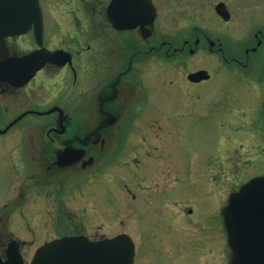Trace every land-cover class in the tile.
Returning <instances> with one entry per match:
<instances>
[{
	"label": "flooded vegetation",
	"instance_id": "1",
	"mask_svg": "<svg viewBox=\"0 0 264 264\" xmlns=\"http://www.w3.org/2000/svg\"><path fill=\"white\" fill-rule=\"evenodd\" d=\"M4 24L20 30L0 36V77L26 75L32 62L21 60L35 52L59 56L21 86L0 78V258L7 259L12 243L24 253L65 236L103 240L127 234L135 264H161L148 252L156 246L171 258L164 264H185L171 249L183 245L192 224L188 215L197 214L186 208L177 146L161 143L175 141L179 132L158 123L155 98H172L165 116L174 128L200 115L209 101L198 87L217 77L194 64V57L238 65L254 96L249 103L261 104L248 138L264 142V56L258 68L252 60L264 55V0H0ZM154 62L180 65L182 81L165 80L154 90L148 83ZM201 70L208 79L190 80ZM55 108L33 115L43 124L13 130L24 113ZM146 114L156 131H143ZM226 116L234 122V112ZM129 148L124 167L131 182H105L102 173L122 164Z\"/></svg>",
	"mask_w": 264,
	"mask_h": 264
},
{
	"label": "rangeland",
	"instance_id": "2",
	"mask_svg": "<svg viewBox=\"0 0 264 264\" xmlns=\"http://www.w3.org/2000/svg\"><path fill=\"white\" fill-rule=\"evenodd\" d=\"M252 2L260 4V0H252ZM242 56L237 55L241 58ZM263 56L252 55L254 68L261 66L260 62ZM192 61L217 76L198 87L206 102L209 101L201 108L200 115L194 119H184L172 128L168 116H165L167 106L171 103L172 98H165L162 94L155 98L160 106L158 108L160 115L158 123L161 122L164 130L169 133L179 132L175 141L165 140L161 143L174 142L177 146L174 153L183 170L182 175L187 187L186 208L193 209L197 214L193 217L188 215L192 218V224L186 228L185 241L183 245L171 249V251L175 257L186 261L185 264L198 263L199 260V264H212V262L228 264L229 249L221 210L232 192L255 176L264 175V142L263 140H252L248 138L250 136L247 134L251 129V124H257L256 115L261 104L259 101L254 103L255 105L249 103L252 102L254 96L251 95L250 87L245 82L244 71L239 68L240 66L224 64L219 58L207 55H198ZM261 67H264V62ZM182 74L183 69L180 65L162 63L160 66L154 62V68L149 71L148 83L155 90L164 85L165 80L168 83L171 80L180 83ZM228 111L234 112V122L227 118L226 112ZM246 114L251 116L245 117ZM252 115H255L253 120L251 119ZM144 117L146 124L143 131H156L152 119L147 118V114ZM44 121L42 118L29 115L22 119L13 130L25 131L29 129L28 127L43 124ZM229 126V132L222 134L228 131ZM145 142L148 147L152 148L150 140ZM155 154L157 153L155 152ZM128 157H132L130 148L127 149L122 164L119 163L121 166L108 168L106 172L102 173V179L107 183L114 179H122L123 182L130 183L131 171L124 167V162L128 163ZM128 167L131 168L130 165ZM3 169L0 162V172H3ZM114 175L117 177L114 178ZM212 177H215L213 181ZM2 179L3 175L0 173V183ZM117 184L120 187L119 181ZM119 194L123 196V193L119 192ZM128 215H124V217H128ZM153 215L150 213L151 217ZM103 222L104 220H102V224ZM94 228H97V225H94ZM127 229L131 230L129 224ZM173 239L176 243H180L181 239L177 231H175ZM210 248L213 249L212 253ZM201 250L203 251L201 252ZM148 252L151 260L158 257L161 264L171 260L164 255L163 249L158 250L157 246ZM143 253L147 254L146 250H143ZM201 253L202 258L200 259ZM24 254L26 263L29 264L34 252L26 251ZM213 254L215 256L211 257ZM145 262L146 259L139 260V264ZM151 264H153L152 261Z\"/></svg>",
	"mask_w": 264,
	"mask_h": 264
},
{
	"label": "water",
	"instance_id": "3",
	"mask_svg": "<svg viewBox=\"0 0 264 264\" xmlns=\"http://www.w3.org/2000/svg\"><path fill=\"white\" fill-rule=\"evenodd\" d=\"M13 30L12 26L0 27L2 35L14 34ZM206 75L201 71L190 78L206 79ZM222 216L232 253L230 264H264V176L232 193ZM134 256V245L125 235L98 242L85 237L64 238L38 250L31 264H134ZM8 257L0 264H24L18 251L9 252Z\"/></svg>",
	"mask_w": 264,
	"mask_h": 264
}]
</instances>
